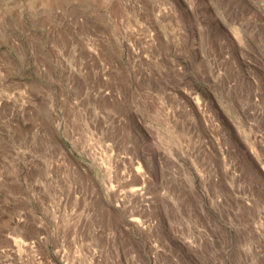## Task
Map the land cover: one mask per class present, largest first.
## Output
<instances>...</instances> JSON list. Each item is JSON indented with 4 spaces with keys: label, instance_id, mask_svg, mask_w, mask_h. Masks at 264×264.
I'll list each match as a JSON object with an SVG mask.
<instances>
[{
    "label": "rangeland",
    "instance_id": "374dc122",
    "mask_svg": "<svg viewBox=\"0 0 264 264\" xmlns=\"http://www.w3.org/2000/svg\"><path fill=\"white\" fill-rule=\"evenodd\" d=\"M0 264H264V0H0Z\"/></svg>",
    "mask_w": 264,
    "mask_h": 264
},
{
    "label": "bare ground",
    "instance_id": "6f19581e",
    "mask_svg": "<svg viewBox=\"0 0 264 264\" xmlns=\"http://www.w3.org/2000/svg\"><path fill=\"white\" fill-rule=\"evenodd\" d=\"M134 190H136V189H134ZM134 190H133V191H134Z\"/></svg>",
    "mask_w": 264,
    "mask_h": 264
}]
</instances>
